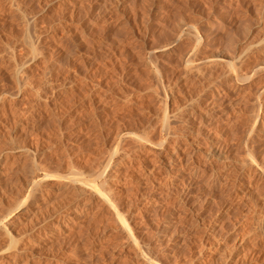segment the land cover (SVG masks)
Masks as SVG:
<instances>
[{"label": "rangeland", "instance_id": "1", "mask_svg": "<svg viewBox=\"0 0 264 264\" xmlns=\"http://www.w3.org/2000/svg\"><path fill=\"white\" fill-rule=\"evenodd\" d=\"M263 48L264 0H0V264H264Z\"/></svg>", "mask_w": 264, "mask_h": 264}, {"label": "bare ground", "instance_id": "2", "mask_svg": "<svg viewBox=\"0 0 264 264\" xmlns=\"http://www.w3.org/2000/svg\"><path fill=\"white\" fill-rule=\"evenodd\" d=\"M248 15H249V14H248ZM241 20H242V19H241ZM188 29H189V28H188ZM188 29H187V30H188ZM189 30H190V29H189ZM245 30H246V29H245ZM187 32H188V31H187ZM174 42H175V41H174ZM231 42H232V41H231ZM231 44H232V43H231ZM231 44H230V45H231ZM233 44H234V43H233ZM234 46H235V45H234ZM231 48H232V47H231ZM263 49H264V48H263ZM227 50H228V49H227ZM226 53H227V52H226ZM220 55H221V54H220ZM228 56H229V55H228ZM214 57H215V56H214ZM219 58H220V57H219ZM233 59H234V58H233ZM189 61H190V60H189ZM224 61H225V60H224ZM256 64H257V63H256ZM256 64H255V65H256ZM250 67H251V66H250ZM252 69H253V68H252ZM258 71H259V70H258ZM257 73H258V72H257ZM254 74H255V73H254ZM258 74H259V73H258ZM256 76H257V75H256ZM241 77H242V76H241ZM252 78H253V77H252ZM241 79H242V78H241ZM241 81H242V80H241ZM241 81H240V82H241ZM259 82H260V81H259ZM263 85H264V84H263ZM256 86H257V85H256ZM258 86H259V85H258ZM254 92H255V91H254ZM259 97H260V96H259ZM262 97H264V96L262 95ZM246 99H247V98H246ZM239 100H240V99H239ZM245 101H246V100H245ZM228 102H229V101H228ZM215 103H216V102H215ZM216 104L218 105V107L221 106V104L218 103V102H217ZM226 104H227V103H226ZM263 104H264V103H263ZM217 105H215V106H217ZM234 105H235V104H234ZM211 106H212V105H210L209 107H211ZM213 106H214V105H213ZM215 106H214V107H215ZM237 106H238V105H237ZM207 107H208V106H207ZM210 110H211V109H210ZM214 110H215V109H213V111H214ZM253 110H254V109H253ZM263 110H264V109H263ZM239 111H240V110H239ZM210 112H211V111H210ZM259 112H260V111H259ZM259 112H258V113H259ZM225 114H226V113H225ZM229 114H230V113H229ZM218 115H219V114H218ZM227 115H228V114H227ZM212 116H213V115H212ZM251 116H252V115H251ZM255 116H256V115H255ZM257 116H258V115H257ZM253 117H254V116H253ZM207 118H208V117H207ZM214 119H215V118H214ZM214 119H212V122H213ZM215 120H216V119H215ZM209 121H210V120H209ZM209 121H207V122H209ZM256 121H257V120H256ZM256 121L253 123L254 125L257 124ZM207 122H205V123H207ZM218 122H219V121H218ZM218 122H215V121H214V124H215V123L218 124ZM252 122H253V121H252ZM212 124H213V123H212ZM217 124H216V125H217ZM231 124H232V123H231ZM216 125H215V126H216ZM218 125H219V124H218ZM218 125H217V127H218ZM250 125H251V124H250ZM210 126H212V125H210ZM261 126H262V125H261ZM240 128H241V127H240ZM244 128H245V127H244ZM252 128H253V126H252ZM260 128H261V127H260ZM262 128H263V127H262ZM197 129H198V128H197ZM197 129H196V130H197ZM215 129H216V128H215ZM217 129H218V128H217ZM254 129H255V128H254ZM213 130H214V129H213ZM259 130H260V129H259ZM261 130H262V129H261ZM199 131H200V130H199ZM251 132H252V131H251ZM252 135H254V134H252ZM258 135H259V134H258ZM258 135H257V136H258ZM197 136H198V135H197ZM232 136H233V135H232ZM227 137H228V136H227ZM251 137H252V136H251ZM230 140H231V139H230ZM198 141H199V140H198ZM240 141H241V140H240ZM255 141H256V140H255ZM239 143H240V142H239ZM239 145H240V144H239ZM262 145H263V144H262ZM214 146H216V145H214ZM214 146H213V147H214ZM217 146H218V145H217ZM211 147H212V146H211ZM219 148H220V146H219ZM251 148H252V147H251ZM251 148H250V149H251ZM211 149H214V148H211ZM217 149H218V148H217ZM214 150H215V149H214ZM214 150H213L212 152H214ZM228 150H229V149H228ZM252 150H253V149H252ZM252 150H250V152L248 151V152L250 153V156L253 154V153L251 152ZM216 151H217V150H216ZM219 151H220V150H219ZM237 152H238V151H237ZM215 154H216V153H215ZM253 155H254V154H253ZM263 155H264V154H263ZM188 156H189V155H188ZM238 156H239V155H238ZM215 157H216V156H215ZM251 158H253V157L251 156ZM256 158H257V157H256ZM229 159H230V158H229ZM241 159H242V158H241ZM253 159H255V158H253ZM186 160H187V159H186ZM256 160H257V159H256ZM260 161H261V159H260ZM257 162H258V160H257ZM259 163L261 164V162H259ZM260 166L262 167L263 165L261 164ZM198 169H199V168H198ZM196 170H197V169H196ZM196 170H195V173H196ZM197 171H198V170H197ZM232 172H233V171H232ZM259 172H260V173H259V174H260V177H261V176L264 177V169H263V170L261 169ZM196 174H197V173H196ZM258 176H259V175H258ZM259 179H260V178H259ZM254 180H255V179H254ZM248 182H249V181H248ZM248 182H247V184H248ZM257 182H258V180H257ZM214 183H215V182H214ZM98 184H100V183H98ZM254 184H255V183H254ZM101 185H102V184H101ZM257 188H258V187H256L255 189H257ZM255 189L252 190V192L255 191L254 193H256V190H255ZM257 190H258V189H257ZM102 191H104V190H102ZM105 191H106V190H105ZM95 194H96V191H95ZM97 195H99L98 197L104 198V196L101 194L100 191L97 192ZM97 195H96V196H97ZM106 195H107V194H106ZM108 197H110V196H108ZM253 197H254V196H253ZM104 200L107 201V199H105V198H104ZM106 201H105V202H106ZM109 204L111 205L110 207L114 208V207H113V206H114V205H113L114 203H109ZM15 212H16V211H15ZM6 215H7V214H6ZM116 216L119 217L118 214H116ZM121 222H122V224H123L124 226H125V225L127 226L126 223H124L123 221H121ZM12 248H13V247H12ZM9 249H10V248H9ZM8 251H9V250L7 249V252H8ZM23 253H24V252H23ZM23 253H22V254H23ZM34 254H35V253H34ZM37 254H38V253H37ZM19 257H20V256H19ZM29 260H30V259H29ZM38 263H39V262H38ZM150 264H155V263L152 262V261H150Z\"/></svg>", "mask_w": 264, "mask_h": 264}]
</instances>
